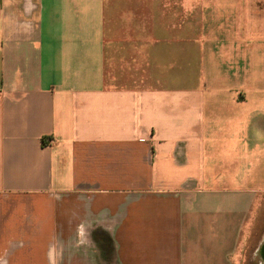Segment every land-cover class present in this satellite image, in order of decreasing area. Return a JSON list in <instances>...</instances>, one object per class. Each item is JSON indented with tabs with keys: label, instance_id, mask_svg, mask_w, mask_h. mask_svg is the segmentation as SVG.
<instances>
[{
	"label": "crops",
	"instance_id": "0c3cea01",
	"mask_svg": "<svg viewBox=\"0 0 264 264\" xmlns=\"http://www.w3.org/2000/svg\"><path fill=\"white\" fill-rule=\"evenodd\" d=\"M205 1L0 0V264H264V0Z\"/></svg>",
	"mask_w": 264,
	"mask_h": 264
},
{
	"label": "rangeland",
	"instance_id": "374dc122",
	"mask_svg": "<svg viewBox=\"0 0 264 264\" xmlns=\"http://www.w3.org/2000/svg\"><path fill=\"white\" fill-rule=\"evenodd\" d=\"M203 4H206V3H208L207 1H205V0H203V2H202ZM201 15V13L200 12H198V17ZM262 209H261V221H260V227H261V231H263L264 232V204L262 205V207H261ZM254 238V237H253ZM263 240H264V235L261 237V242H263ZM253 242H252V238H251V240H250V242H249V245H248V247L250 248H248L249 250H247V252H246V255L244 256V254L242 255L241 254V261H243V259H245V261H244V264H257V262H253V256H252V246H253Z\"/></svg>",
	"mask_w": 264,
	"mask_h": 264
}]
</instances>
